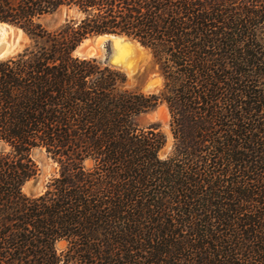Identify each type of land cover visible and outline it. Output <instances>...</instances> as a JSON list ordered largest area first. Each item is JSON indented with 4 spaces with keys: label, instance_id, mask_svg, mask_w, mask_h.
Instances as JSON below:
<instances>
[{
    "label": "trees",
    "instance_id": "16d2710c",
    "mask_svg": "<svg viewBox=\"0 0 264 264\" xmlns=\"http://www.w3.org/2000/svg\"><path fill=\"white\" fill-rule=\"evenodd\" d=\"M64 11L49 30L43 19ZM262 22L264 0H0V23L34 42L0 61V143L11 147L0 150V264H264V124L246 121L264 95L240 78L264 61L236 43ZM99 34L149 48L165 90L127 88L121 69L74 56ZM165 100L184 137L162 160L163 134L135 119ZM37 146L71 161L33 198L23 185ZM201 176V190L177 197ZM157 179L176 196L149 188Z\"/></svg>",
    "mask_w": 264,
    "mask_h": 264
},
{
    "label": "rangeland",
    "instance_id": "374dc122",
    "mask_svg": "<svg viewBox=\"0 0 264 264\" xmlns=\"http://www.w3.org/2000/svg\"><path fill=\"white\" fill-rule=\"evenodd\" d=\"M65 17L66 11L59 12L45 17L43 19V22L49 28V30H56L58 26L63 23ZM244 32L245 35H236V39L238 40L236 42L237 45L242 49L249 48L250 50H253L255 53L258 54V57L260 58L257 59V61L260 62L261 60L263 62L264 22L250 27V29H242L241 33ZM114 35L99 34L87 38L77 47L73 54L75 57L80 58H97L103 64H109L111 66L121 69L127 74L128 77V82L126 86L127 88L140 89L141 91L147 94H159L161 91H164L165 79L162 73L160 72L159 66L154 60L152 51L149 48L143 46L136 39H132L124 35H120L121 37L119 38H121L123 41L122 45L118 47V45L116 44V39L114 38L117 36ZM101 36L104 37L100 39L99 37ZM33 43L34 42L31 40L30 36H28L22 30L18 29L17 27L10 26L8 24L0 23V61H3L5 59L17 55L20 52H23L27 47L31 46ZM86 47L87 52H82L83 48ZM118 48L122 50H119ZM242 67L244 70L245 77H240L242 78L241 88L243 90L253 89V91L256 92V97H258L260 94L264 95V71H262V69H264V64H261L260 66L244 64ZM251 100L254 101V99H251L249 95L248 97L244 95L243 101L249 102ZM257 105L259 106V104H256V106ZM261 105H264L263 100L260 103V106ZM247 116V122L249 121L252 123H261V125H263L264 107L259 108L258 111H253L252 114H249ZM173 121V112L170 103L167 100L162 101L155 109L145 112L135 119V126L136 128H138V130H155L156 132L163 134L165 138V144L159 152V156L162 160H167L170 157L175 156L177 154V149L179 153V148L177 146L179 145L180 138L184 137L180 130V135H178V133H175L176 128L175 124H173ZM212 149L213 143L209 142L207 153L210 154ZM0 150L10 151L11 147L9 145L0 143ZM65 150V148H57L55 150L54 148H52V152H50L45 146H37L31 150V157L37 165V174L23 185V192L25 194L33 198L40 197L52 188L51 185L54 182V179L59 178L62 175L64 167L63 164L66 165L71 161L69 160V156H67L66 154H55L54 151L59 153ZM97 159L99 158H96L93 155H88L82 161L83 165L85 166V169L87 171L96 170L95 168L98 163ZM183 162L181 163L183 164L184 168L185 163ZM210 167L211 166H209V168ZM211 169L215 171L213 167H211ZM187 170L189 172L191 171V169L189 168ZM220 172L221 171H218L216 174H220ZM231 172L232 171H230V173ZM208 173L209 171L207 172V174ZM215 179L216 177L213 180ZM220 179L224 180L225 184H228L232 179V174L221 176ZM188 181L189 180H186V182ZM155 183H158L157 186L155 185ZM155 183L152 185V182H150L149 188L165 191L171 196L177 195V197L181 199L184 196H190L194 193L195 190H201V187H204V185L206 184V180L205 176H201L196 179V183L192 184L193 186L189 185L188 189L184 187V192L181 191L176 195L172 193V190L174 188L171 189V187L169 186L174 185L173 182L167 184L162 179H157ZM199 198L200 197L195 198L193 201L198 203L200 201ZM167 200L168 202H171V198H167ZM178 217L180 218V220H177ZM174 218V221L176 222H181L185 219L182 216V213L178 211L174 214ZM58 247L59 249L65 248L66 242H59Z\"/></svg>",
    "mask_w": 264,
    "mask_h": 264
},
{
    "label": "bare ground",
    "instance_id": "6f19581e",
    "mask_svg": "<svg viewBox=\"0 0 264 264\" xmlns=\"http://www.w3.org/2000/svg\"><path fill=\"white\" fill-rule=\"evenodd\" d=\"M5 24H6V23H5ZM103 37H104V36H101V37H99V38L101 39V38H103ZM114 38L116 39V44L118 45V47H120V46L122 45V41H123V40H122L121 38H119V37H114ZM115 39H114V40H115ZM117 45H116V46H117ZM122 48H123V47H122ZM83 49H84V48H83ZM86 49H87V47H86ZM118 49H119V48H118ZM123 49H124V48H123ZM119 50H122V49H119ZM119 50H118V51H119ZM83 51H84V50H83ZM0 52H1V51H0ZM120 55H121V53H120ZM123 55H124V54H123ZM124 58H125V57H124ZM126 58H127V56H126Z\"/></svg>",
    "mask_w": 264,
    "mask_h": 264
},
{
    "label": "water",
    "instance_id": "95a60500",
    "mask_svg": "<svg viewBox=\"0 0 264 264\" xmlns=\"http://www.w3.org/2000/svg\"><path fill=\"white\" fill-rule=\"evenodd\" d=\"M6 24H8V23H6ZM8 25L13 26V25H11V24H8ZM13 27H16V26H13ZM17 28L23 31L22 28H20V27H17ZM23 32H24V31H23ZM106 35H114V34H106ZM114 36L121 37L120 35H114ZM83 50H84V51H82V52H84V53L87 52V49H86V48H84Z\"/></svg>",
    "mask_w": 264,
    "mask_h": 264
}]
</instances>
